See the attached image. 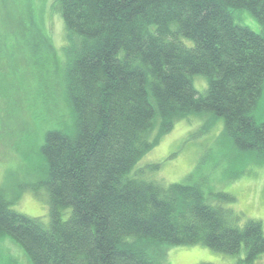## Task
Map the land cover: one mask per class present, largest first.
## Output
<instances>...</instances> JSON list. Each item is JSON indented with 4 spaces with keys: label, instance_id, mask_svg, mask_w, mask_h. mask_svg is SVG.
<instances>
[{
    "label": "trees",
    "instance_id": "trees-1",
    "mask_svg": "<svg viewBox=\"0 0 264 264\" xmlns=\"http://www.w3.org/2000/svg\"><path fill=\"white\" fill-rule=\"evenodd\" d=\"M63 51L65 128L40 139L39 180L49 223L15 212L0 189V238L30 264H162L166 247L204 246L254 264L264 254L259 221L207 202L203 190L164 184L135 167L177 122L222 118L241 152L264 156V0H57ZM246 10L256 33L236 24ZM36 46L47 41L36 33ZM184 40L191 41L187 46ZM208 81L204 94L194 77ZM221 203L235 198L218 194ZM68 216V217H67ZM67 217V218H66Z\"/></svg>",
    "mask_w": 264,
    "mask_h": 264
},
{
    "label": "rangeland",
    "instance_id": "rangeland-1",
    "mask_svg": "<svg viewBox=\"0 0 264 264\" xmlns=\"http://www.w3.org/2000/svg\"><path fill=\"white\" fill-rule=\"evenodd\" d=\"M57 0H0V189L11 208L49 223L47 192L25 189L40 178L44 160L40 151L44 132L71 123L62 81L66 31ZM236 24L262 31L249 11L234 12ZM47 45L33 43L37 35ZM187 46L191 41L184 40ZM205 77H194V87L204 94ZM264 122V92L254 113ZM136 165L148 177L164 184L185 183L200 187L207 202L235 211L236 225L249 220L264 229V156L237 150L224 135L222 118L193 115L174 129ZM235 198L221 203L218 194ZM68 217V216H67ZM66 217V218H67ZM245 258L223 254L204 246L166 247L162 264H237ZM20 245L0 238V264H30ZM254 264H264V254Z\"/></svg>",
    "mask_w": 264,
    "mask_h": 264
}]
</instances>
